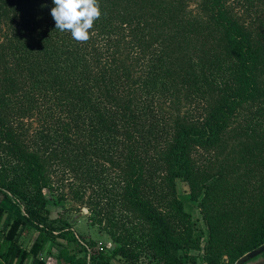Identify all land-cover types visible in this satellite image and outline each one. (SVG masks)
I'll use <instances>...</instances> for the list:
<instances>
[{
  "label": "trees",
  "instance_id": "obj_1",
  "mask_svg": "<svg viewBox=\"0 0 264 264\" xmlns=\"http://www.w3.org/2000/svg\"><path fill=\"white\" fill-rule=\"evenodd\" d=\"M99 6L76 43L55 30L52 0H0V264H46L57 176L124 264H197L183 249L205 233L207 254L235 264L264 245V0ZM59 244V264H85L76 240Z\"/></svg>",
  "mask_w": 264,
  "mask_h": 264
},
{
  "label": "rangeland",
  "instance_id": "obj_2",
  "mask_svg": "<svg viewBox=\"0 0 264 264\" xmlns=\"http://www.w3.org/2000/svg\"><path fill=\"white\" fill-rule=\"evenodd\" d=\"M220 158L222 159V157ZM55 182L57 186L62 187L60 188V191L65 193V199L62 202H59L50 196L48 192L45 193L48 199L46 207L49 213L42 219L45 227L53 232L46 234V249L47 251H53V255L48 253L49 257H46V261L49 262V264H54L53 262L56 261V258L59 255L57 247H61L59 243H63L66 247H70L71 251H75L74 241L76 240L85 251V254L83 251L80 254V257L84 259L85 264H124L123 258L116 256L114 253V249L117 245L114 244L110 238L98 228V226L93 225L90 220V214L85 206V200H74L67 186H65L66 182H63L60 176H57ZM195 192L196 191L191 188L189 184L182 182L177 183V193L184 202L185 210L190 214L192 218L191 220L196 221L197 224L205 230V222L199 204L191 199ZM63 221L69 223V229L63 227ZM30 235L33 238L37 236V230L35 227L31 228ZM33 238L28 240V245ZM71 238H73V240H71ZM207 240L208 234L205 233L200 242L199 250H189L184 248L183 252L185 251L190 255H194L197 258V264H231L230 258L226 254H207ZM87 249L90 250V253L87 252ZM211 258L214 260H211ZM260 258L261 257L258 256L255 259L250 260L249 264H256ZM131 264L165 263L158 258L154 259L146 254H142Z\"/></svg>",
  "mask_w": 264,
  "mask_h": 264
},
{
  "label": "clouds",
  "instance_id": "obj_3",
  "mask_svg": "<svg viewBox=\"0 0 264 264\" xmlns=\"http://www.w3.org/2000/svg\"><path fill=\"white\" fill-rule=\"evenodd\" d=\"M55 30L70 33L76 43H86L95 21L101 17L99 0H52Z\"/></svg>",
  "mask_w": 264,
  "mask_h": 264
},
{
  "label": "crops",
  "instance_id": "obj_4",
  "mask_svg": "<svg viewBox=\"0 0 264 264\" xmlns=\"http://www.w3.org/2000/svg\"><path fill=\"white\" fill-rule=\"evenodd\" d=\"M0 205H1L6 211H7V210H8V211L10 210L9 202H7V201L3 198V196H2L1 193H0ZM10 218H11V216H10L8 213H6L5 216H4V218H3V220H2V223H1V225H0V228L2 229L3 232L6 230V226H7L8 222H9ZM31 238H33V237H31L30 232H29V234H28L26 237H25V236H22L21 240L24 241V242H23V247H24V246H27V244H28V240L31 239ZM48 253L53 255V251H52V250H48V251H47V249H46L43 253H41V254L39 255L38 259L44 260L46 264H49V262L46 261V257L48 256ZM48 257H49V256H48ZM53 263H54V264H59V262H58L57 260H56L55 262H53ZM26 264H36V260L31 259V260L28 261Z\"/></svg>",
  "mask_w": 264,
  "mask_h": 264
},
{
  "label": "water",
  "instance_id": "obj_5",
  "mask_svg": "<svg viewBox=\"0 0 264 264\" xmlns=\"http://www.w3.org/2000/svg\"><path fill=\"white\" fill-rule=\"evenodd\" d=\"M264 253V245L259 247L258 249H255L243 257H241L236 264H249L250 260L255 259L256 257L260 256L261 254ZM257 264V263H256Z\"/></svg>",
  "mask_w": 264,
  "mask_h": 264
},
{
  "label": "flooded vegetation",
  "instance_id": "obj_6",
  "mask_svg": "<svg viewBox=\"0 0 264 264\" xmlns=\"http://www.w3.org/2000/svg\"><path fill=\"white\" fill-rule=\"evenodd\" d=\"M260 259L258 260L257 264H264V253L260 255Z\"/></svg>",
  "mask_w": 264,
  "mask_h": 264
},
{
  "label": "built area",
  "instance_id": "obj_7",
  "mask_svg": "<svg viewBox=\"0 0 264 264\" xmlns=\"http://www.w3.org/2000/svg\"><path fill=\"white\" fill-rule=\"evenodd\" d=\"M87 252H88V253H90V250H89V249H87Z\"/></svg>",
  "mask_w": 264,
  "mask_h": 264
}]
</instances>
